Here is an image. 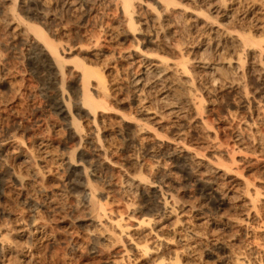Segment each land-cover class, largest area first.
Segmentation results:
<instances>
[{"label":"bare ground","instance_id":"bare-ground-1","mask_svg":"<svg viewBox=\"0 0 264 264\" xmlns=\"http://www.w3.org/2000/svg\"><path fill=\"white\" fill-rule=\"evenodd\" d=\"M9 1L14 2L7 9L5 7L6 21L12 28L10 34L21 37V41L23 39L24 45L35 53L41 69L52 79L65 76L66 58L71 52L66 51L63 45L58 46L60 43L55 44L53 39L50 40L43 33L42 28L31 22H22V29L19 25H11L17 18L16 6L24 4L34 6L28 8V13L43 22L48 21L53 15L50 1ZM59 1L68 8L76 4L75 0ZM137 1H116L124 17L123 23L133 35L135 45L124 50L111 47L112 50L108 51L110 56L107 57L97 46L98 39H95L87 43L91 45L90 48L81 49V53L94 60L84 56L82 60L72 61L74 109L82 113L85 122L82 126L79 120L72 117L79 122H73L72 134L77 137L78 146L92 152L87 154L82 151L77 156L78 159L86 157L84 174L87 176L91 171V175L98 178L96 167L105 162L109 155L118 152L119 147L114 142L118 137L125 150L128 148L131 153L129 159L126 157L131 170L123 174L118 189L128 199L138 196L144 201L143 205L141 203V206H136L130 200L124 213H114L107 208L105 201H100L96 189L87 179V192L82 204L87 210L86 220L97 229L95 235L91 234V240L101 239L105 244H112L125 238L127 247L123 249L120 259L109 261V264H207L200 257L202 253L198 252L202 245L207 255H214L217 264H264V164L254 175L256 183L252 178L242 176L238 171L246 165L248 168L251 166L249 160L252 155L249 151H246L247 156L250 155L249 159L245 155L238 158L223 155L213 141L216 139L215 134L207 126L205 118L201 117L205 109L203 93L208 95L218 89H227L238 94L240 108L250 110V114L252 112L255 119L260 120V106L252 108L242 77L247 75L254 79L264 105V0H155L158 7H152L148 19L142 22L143 27H137L133 22ZM18 22L21 23V19ZM110 30L108 35L111 38L114 31L113 28ZM192 30L194 34L197 32L199 39L195 40L189 35ZM178 33L184 37L179 44L176 42L169 46L163 42L165 36L171 38ZM138 41L156 47L144 50L138 46ZM118 60L124 63L120 71L116 68ZM194 73L201 75L203 80L200 83L195 81ZM123 92L128 93L126 98L130 111L128 115L124 112L122 116L115 107ZM176 93L179 97H175ZM70 101H67V105ZM188 129L202 131L204 138L201 140L204 139V142L201 141V144L198 140V143H192L200 146L204 144L203 148L209 149L206 156L202 154V148L201 151L197 150L200 146L196 148L195 145H188V141L186 144ZM6 134L3 127H0L1 154L10 141ZM254 135L253 139L264 153V135ZM46 139L38 138L32 152L18 147L17 158L20 161L30 164L34 162L39 166L31 170L30 177L27 176L34 182L43 179L47 161L53 159L52 149ZM232 139L239 151L243 142L240 132H235ZM19 142L15 141L17 145ZM67 159L68 164L72 165L73 155ZM110 162L114 167L120 165L115 161ZM168 163L178 170L188 172L199 192L214 200L216 209L228 206L230 215L221 222L212 220L211 224L221 228L237 227L234 235H242L248 243L256 240L259 242L252 243L248 252H245L236 248L232 242L217 237L207 238L201 225L205 219L203 213L193 205L186 208L180 202L171 182L173 177L171 169L167 167ZM87 169L90 171L87 172ZM142 172L151 175L152 179L142 176ZM233 172L239 176L237 174L230 178ZM13 174L20 186L26 184L22 174L15 170ZM71 183L72 188L77 186V182ZM28 203L29 207L36 210L42 207V204L32 200ZM134 213L139 216L133 220ZM35 214L30 216L29 237L32 240L47 238L44 223ZM13 228L0 227V264H21L30 259V246H24L25 249L15 242L17 233Z\"/></svg>","mask_w":264,"mask_h":264},{"label":"rangeland","instance_id":"rangeland-1","mask_svg":"<svg viewBox=\"0 0 264 264\" xmlns=\"http://www.w3.org/2000/svg\"><path fill=\"white\" fill-rule=\"evenodd\" d=\"M45 1H50L51 14H53L51 18L54 17L53 19L50 18L46 22L37 19L34 15L27 12L28 8H31L33 5L24 4L16 6L18 8H15L17 21L14 19L11 25L12 27L19 25L20 27H18L22 29L23 23L27 21L28 23L31 22V24L42 28L43 33H46L45 35L50 40L53 39L56 42L55 44L60 43L58 46L63 45L66 51L71 52L66 58L65 76H60L56 80L52 79L43 68L41 69L40 62L35 58V53L27 45H24L23 39L21 41V37L10 34L12 33V28L8 25V21H6L5 7L7 9L14 2L0 0V127H3V130L7 133L6 137L8 136V140H10L5 152L0 153V227H14L17 233V237L14 239L15 242L22 247L25 246L27 248V246H30L31 250L29 249L28 252V255H31L30 259L21 264H109V261L120 259L123 249L127 247L126 240L125 238H121L112 244H107V242L105 244V241L101 239H99L100 241H92L91 234L95 235L97 229L90 226L86 220L87 210L83 206V199L86 197L85 193L87 192L86 186H88L87 179L96 189L100 201H105L107 208L113 210L114 213H124L125 206L130 200H133L135 205L137 204L136 206L141 203L143 205L144 201L142 202L138 196L129 197L130 199H128L118 189V183L123 174L131 170V166L128 164V157L131 154L130 149L129 151L128 148L125 150L118 137L114 141L115 145L117 144L116 146L119 147L118 152L109 155L105 162L96 167L95 173L99 179L94 178L89 169H87V172L89 170L90 174L87 176L84 174L83 166L87 165L84 162L86 157L78 159L79 153L85 151L87 154H90L92 152L89 149L83 150V148L78 146V139L72 134L73 122L79 123L75 120H79L82 126L85 124L81 117L83 116L82 113L74 109L75 98H73L72 84V67L74 63L72 61L75 59L82 60L84 56L88 57L86 54L81 53V49L90 48L89 46L91 45L88 44L92 43L95 39H98L97 46L100 47L104 54L106 53L107 57L110 56L109 52L112 49L121 47L124 50V48L127 49L133 44L135 45V43L132 41L133 35L130 34L129 29L123 23L124 17L119 3L116 2L117 0H75L76 4L71 8L65 7L59 0ZM137 2L133 12V22L135 26L143 27L142 22L148 19L152 7L158 6L155 0H139ZM20 19L21 23L18 22ZM110 28H113L114 31L111 38L108 35L111 32V30L109 31ZM194 32V30L189 31V35L194 37L195 40L199 39L198 34H196L197 32L195 34ZM148 33L150 34V32ZM181 38L182 40L184 39L178 33V35L175 34L171 38L170 36H165L163 42L169 46H173L176 42L178 44L182 42ZM138 42V46L144 50L156 47L152 44H146L144 41ZM88 58L94 60L92 57ZM123 67V61L118 60L116 68L120 71ZM194 75L195 81L197 80L198 83L203 80L200 74L194 73ZM59 79L62 81L59 82ZM250 79L247 75H244L242 82L252 108L256 106L261 107H259V121L255 119L256 117L252 112L250 114V110L240 108L238 94L230 92L227 89H218L208 95L203 93L205 109L201 117L205 118L207 126L213 135L215 134L216 139L213 141L220 147L219 149L223 155H234L238 158L240 155L247 156L246 151H249L248 153L252 156L248 155L247 157L248 159L249 156L251 157V161L249 160V165L251 166L248 168L246 165L238 172L248 179L252 178L253 182L256 183L257 180L254 178V175L259 172L258 168L264 164L262 156L264 153L259 149L260 147L253 137L257 133L264 135V105H262L263 101L260 98L256 83L253 82L254 79ZM127 94V92H123L120 95V101L115 107L118 114L122 116L124 112H126L125 115H128L130 111L126 98ZM176 95L179 97V94L176 93L175 97ZM67 99L71 100L68 102V105L67 101L69 100ZM69 105L73 107L69 108ZM190 130L188 129L189 132L187 131L186 144L188 141V145H195L197 148L200 145L194 143H198V140L199 142H204V139L201 140L202 137L204 138V135L202 131L195 132L191 130L190 132ZM162 132L166 134L164 131ZM235 132H240L243 137L239 151L232 139ZM40 137L47 138L46 140L50 144V149H52L53 159L47 161L46 168L43 170V179L34 182L29 180L30 178L27 176L30 177L31 170L38 168V164L20 161L17 158V151L18 147L22 150L34 151L36 141ZM15 141H20L19 143L22 146L20 144L17 145ZM203 147L205 148L204 144L198 147L197 150L201 151L203 149L202 154L205 153L206 156L209 149L207 150ZM242 148L245 149L243 150ZM70 155H73L74 162L71 161L72 165L68 164L67 157ZM258 159H260L259 161L263 160L258 164ZM110 161H115L120 165L114 167ZM252 162L257 163L252 164ZM238 164L241 168V164ZM167 167L171 169V178H174V180L172 178L171 182L174 185L180 202L186 205V208L193 205L203 213L202 217L205 219L201 225L207 233V238L217 237L222 241L232 242L231 244H234L236 248H240V250H244L245 252H248V247L252 243L259 242L256 240L255 242L248 243L242 235H234L237 227L221 228L218 225L214 226L211 224L212 220L221 222L224 217L230 215L231 211L228 206L225 205L220 209H216L214 200L199 192L197 186H194L195 184L191 181L192 176L188 172L178 170L169 163ZM14 170L22 174L26 179L25 185L20 186L18 184L13 174ZM144 173L142 172L141 175L149 180L152 179L151 175ZM237 174L233 172L230 178ZM204 177L203 179L205 180L206 178ZM71 181L73 183L77 182V186L72 188ZM31 200L42 204V207H38V210L33 209L31 206L29 207L28 202ZM32 214H35L42 224L44 223L43 226L48 235L47 238L30 239L28 229L30 231L29 222ZM137 216L139 214L134 213L132 219H136ZM198 252L199 254L202 253L200 257L202 256L201 259L206 263L208 262L207 264L218 263L213 254H206V248L203 245L199 248Z\"/></svg>","mask_w":264,"mask_h":264}]
</instances>
